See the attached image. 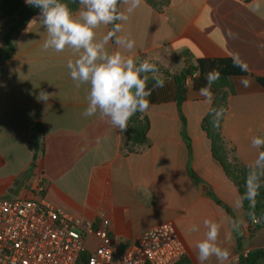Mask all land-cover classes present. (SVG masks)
Masks as SVG:
<instances>
[{
	"label": "crops",
	"instance_id": "obj_1",
	"mask_svg": "<svg viewBox=\"0 0 264 264\" xmlns=\"http://www.w3.org/2000/svg\"><path fill=\"white\" fill-rule=\"evenodd\" d=\"M125 9L121 3L119 11ZM125 14L128 19L118 21L122 31L108 40L106 50L120 51L137 65L147 60L162 76L178 75L201 58L237 56L248 71L264 72V0H168L162 11L141 0ZM4 24L0 18V30ZM95 33L96 41L107 38L110 24L100 25ZM117 36L134 41L133 49L118 46ZM46 39L38 14L18 36L14 57L0 65V198L32 197L37 172L47 181L48 202L96 227L108 220L119 251L135 243L144 230L169 222L186 247L181 262L197 264L196 244L207 231L205 219L221 225L220 246L231 254L227 264H238L236 222L242 253L264 248V243L250 244L240 192L214 159L203 129L212 94L209 99L192 89L188 79L181 111L174 99L149 104L139 117L150 122L148 141L130 151L136 120L129 119L121 131L99 112L83 116L90 86L77 87L67 67L82 52L67 47L62 52L45 50ZM2 47L0 37V52ZM244 77L251 81L249 87L240 83ZM231 80L234 92L225 89L222 95L226 109L221 132L227 161L240 169L261 158L262 146L253 147L252 140L264 138V86L252 74ZM41 92L49 94L47 101L38 99ZM33 139L40 143L42 159L31 171ZM207 264L218 262L212 257Z\"/></svg>",
	"mask_w": 264,
	"mask_h": 264
},
{
	"label": "clouds",
	"instance_id": "obj_2",
	"mask_svg": "<svg viewBox=\"0 0 264 264\" xmlns=\"http://www.w3.org/2000/svg\"><path fill=\"white\" fill-rule=\"evenodd\" d=\"M26 4L40 9L39 22L42 23L47 33L44 41L45 50L53 49L62 52L66 47L82 54L75 60H69L67 67L71 78L77 82V87L82 84L89 85L87 96L88 106L82 113L85 117H91L99 112L101 118L121 131H125L127 121L136 112H144L149 108L148 97L156 88L164 87L165 80L158 74L159 69L147 60L136 62L123 55L120 51L109 53L105 45L108 40L122 31L121 25L116 21H126L128 15L139 7L141 0H79L82 6L78 16H74L67 4L61 0H25ZM126 6L125 11L118 10V4ZM114 24L113 31L101 41L95 40V29L100 25ZM233 39L237 34L229 32ZM116 44L127 51L134 47V41L129 38L117 36ZM234 63L247 70V66L234 57ZM151 74V75H149ZM154 81L153 88L147 87L149 80ZM207 84L200 89V93L211 99V87L219 79V72L213 70L207 74ZM240 83L249 87L251 81L244 77ZM38 99L47 101L49 94L41 92ZM224 110H214L213 122L218 123ZM253 147L264 146V138L254 137ZM264 169V153L261 158L250 165L247 177L248 193L245 198L252 201L259 188L256 169ZM264 174V173H261ZM207 231L204 238L196 244L197 264H207L215 257L218 264H227L230 259V251L221 247L219 242L221 225L209 219L204 220ZM193 225L191 231H197Z\"/></svg>",
	"mask_w": 264,
	"mask_h": 264
},
{
	"label": "built area",
	"instance_id": "obj_3",
	"mask_svg": "<svg viewBox=\"0 0 264 264\" xmlns=\"http://www.w3.org/2000/svg\"><path fill=\"white\" fill-rule=\"evenodd\" d=\"M34 175L32 197L0 198V264H174L186 255L169 222L144 230L119 251L108 220L96 227L70 216L46 200L47 181L42 173Z\"/></svg>",
	"mask_w": 264,
	"mask_h": 264
},
{
	"label": "trees",
	"instance_id": "obj_4",
	"mask_svg": "<svg viewBox=\"0 0 264 264\" xmlns=\"http://www.w3.org/2000/svg\"><path fill=\"white\" fill-rule=\"evenodd\" d=\"M61 2L67 4L73 14L77 13L81 9L79 0H61ZM149 4L152 6L150 0ZM119 6L120 4L117 6L118 10ZM39 12L40 9L26 4L23 0H0V18L5 20V24L0 30V37L3 41V47L0 52V65H4L14 57L18 36L25 31L31 19L38 15ZM115 23H118V21ZM110 28L112 32L114 24H110ZM213 70L219 72V79L211 87V94L214 96L213 104L210 112L203 120V129L206 132L208 138L211 140L212 154L214 159L222 166L228 179L234 183L240 192L242 205L246 212V218L249 223L248 231L252 235L253 231L264 229L263 195L261 191L256 189L253 206L252 201L248 198H245L249 191L248 186L246 184L244 185V180H239V176L235 174V172H237L236 167L227 161L224 150V139L221 132V122L226 109L225 100L222 95L225 89H228L230 93L234 92L231 79L236 76L252 74L256 77L257 81L262 86H264V72H250L248 70H242L241 67L234 63V59L232 58H201L197 60L196 65L189 66L178 75L163 76L165 80L164 87L154 89L151 93V96L148 97V100L149 104H158L169 101L170 99H174L177 102L179 110L181 111V104L185 101L188 92V79L191 80L192 89L200 90L202 87L206 86L207 74ZM153 84L154 81L150 79L148 81L147 87L152 89ZM221 108L224 110L223 115L219 118L218 123H214V110H219ZM141 114L142 112L138 111L130 117V119L136 120V125L132 129L129 138L131 142L130 151H134L135 147L144 145L148 141L147 134L150 127V122L148 119L140 120L139 117ZM183 121L185 123L184 118ZM183 136L191 152V141L184 130ZM30 149L34 153V159L30 166V170L33 171L35 167H37L38 162L42 159V154L39 156V152L42 150L40 149V143L37 139H33L32 143H30ZM249 171L250 167H243L239 170V172H243V174H247ZM256 171L258 173V168ZM190 175L194 177L197 182H199V179L195 176L191 169ZM22 179H24V177ZM212 197L219 205L223 206L230 214H232V211L229 207H227L215 196ZM235 232L238 238V251H240L238 264H258L260 260H264V248L251 250L244 255V253L241 251L242 237L239 235V224L237 222L235 225ZM185 262L186 263H183L180 260L174 264H189V262Z\"/></svg>",
	"mask_w": 264,
	"mask_h": 264
},
{
	"label": "rangeland",
	"instance_id": "obj_5",
	"mask_svg": "<svg viewBox=\"0 0 264 264\" xmlns=\"http://www.w3.org/2000/svg\"><path fill=\"white\" fill-rule=\"evenodd\" d=\"M150 3L152 4V6L158 10V11H162L163 8L168 4V0H150ZM261 151L262 153H264V146L261 147ZM237 169V168H236ZM240 169H237L235 172V174L237 176H239V180H244V185L247 181V177H248V173L247 174H243V172H239ZM258 183H259V188L258 190L262 192L263 195V202H264V169L258 168ZM249 225V223H248ZM249 230V229H248ZM248 237L251 239L250 244L251 245H259L261 243H264V229H260L258 231H253V234L251 235L249 231H247ZM248 243V242H247ZM87 248L90 252H94L95 250V246L94 243L91 239H89L87 241ZM245 255V254H244ZM238 263V262H237Z\"/></svg>",
	"mask_w": 264,
	"mask_h": 264
},
{
	"label": "water",
	"instance_id": "obj_6",
	"mask_svg": "<svg viewBox=\"0 0 264 264\" xmlns=\"http://www.w3.org/2000/svg\"><path fill=\"white\" fill-rule=\"evenodd\" d=\"M201 188H202V189H206L207 186H206L205 184H203V185L201 186Z\"/></svg>",
	"mask_w": 264,
	"mask_h": 264
}]
</instances>
